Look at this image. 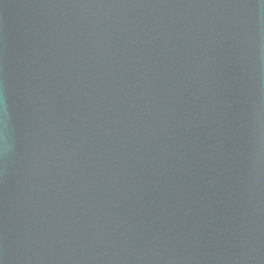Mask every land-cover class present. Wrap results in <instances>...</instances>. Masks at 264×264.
<instances>
[{
	"label": "water",
	"instance_id": "1",
	"mask_svg": "<svg viewBox=\"0 0 264 264\" xmlns=\"http://www.w3.org/2000/svg\"><path fill=\"white\" fill-rule=\"evenodd\" d=\"M0 264H264V0H0Z\"/></svg>",
	"mask_w": 264,
	"mask_h": 264
}]
</instances>
